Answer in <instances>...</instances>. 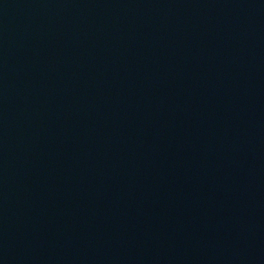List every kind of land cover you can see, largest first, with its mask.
I'll return each mask as SVG.
<instances>
[{
	"label": "water",
	"instance_id": "water-1",
	"mask_svg": "<svg viewBox=\"0 0 264 264\" xmlns=\"http://www.w3.org/2000/svg\"><path fill=\"white\" fill-rule=\"evenodd\" d=\"M0 264H264V0H0Z\"/></svg>",
	"mask_w": 264,
	"mask_h": 264
}]
</instances>
